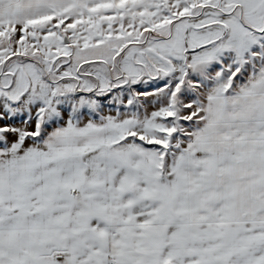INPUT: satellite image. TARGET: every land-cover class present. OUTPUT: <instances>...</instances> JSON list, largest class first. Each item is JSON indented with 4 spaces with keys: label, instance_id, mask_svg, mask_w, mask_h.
Listing matches in <instances>:
<instances>
[{
    "label": "snow or ice",
    "instance_id": "snow-or-ice-1",
    "mask_svg": "<svg viewBox=\"0 0 264 264\" xmlns=\"http://www.w3.org/2000/svg\"><path fill=\"white\" fill-rule=\"evenodd\" d=\"M0 264H264V0H0Z\"/></svg>",
    "mask_w": 264,
    "mask_h": 264
}]
</instances>
